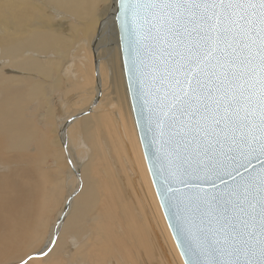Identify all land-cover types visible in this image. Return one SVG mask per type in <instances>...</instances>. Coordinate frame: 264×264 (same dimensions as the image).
Segmentation results:
<instances>
[{"label":"bare ground","instance_id":"1","mask_svg":"<svg viewBox=\"0 0 264 264\" xmlns=\"http://www.w3.org/2000/svg\"><path fill=\"white\" fill-rule=\"evenodd\" d=\"M34 1L0 0V67L5 61L37 64L49 97L58 90L79 94L62 114L54 111V103L46 106L42 95L29 98V82L16 78L26 82L28 92L18 94L23 111L7 128L4 97L0 100V264H19L29 254L28 264H184L133 124L117 30L104 39L101 28L98 38L91 19L96 0ZM103 4L111 20L114 4ZM52 5L70 17L58 24L51 17L50 12L56 13ZM74 54L83 56L75 59ZM8 81V86L4 79L1 83L6 90L16 85L13 77ZM41 101L40 122L46 130L29 113L31 104L40 107ZM60 116L65 121L59 128L54 118ZM51 157L58 159L59 172L44 171ZM65 177H78L81 190L76 197V186L68 183L74 189L67 190V197L73 199L63 209L66 188L62 190L60 179ZM145 198L151 202V215ZM156 228L166 250L155 243ZM44 235L46 243L58 241L49 244L54 251L48 257L38 255Z\"/></svg>","mask_w":264,"mask_h":264},{"label":"snow or ice","instance_id":"2","mask_svg":"<svg viewBox=\"0 0 264 264\" xmlns=\"http://www.w3.org/2000/svg\"><path fill=\"white\" fill-rule=\"evenodd\" d=\"M112 2L109 20L96 0L92 23L98 38L118 30L128 89L154 125L185 264H264V0ZM0 77L54 103L37 64L5 61ZM22 111L6 91L5 127Z\"/></svg>","mask_w":264,"mask_h":264},{"label":"water","instance_id":"3","mask_svg":"<svg viewBox=\"0 0 264 264\" xmlns=\"http://www.w3.org/2000/svg\"><path fill=\"white\" fill-rule=\"evenodd\" d=\"M118 32V30H117ZM119 37V33H118ZM120 44V41H119ZM121 51V49H120ZM122 66L124 64V56L121 52ZM123 73L127 87V94L132 112L133 121L136 127L140 147L144 156V160L147 165L148 173L150 175L154 191L156 193L159 205L161 207L162 214L170 231V234L175 242L176 248L182 258L183 263L186 262V257L183 254L184 248L182 247V241L184 239L183 232L180 230L181 221L179 219L175 201L170 199L172 193L168 192V181L165 179L167 171L162 168V161L158 158L160 156L159 145L154 140L155 130L154 125L151 124L149 119V113L146 107L143 106L142 100L130 92L128 89V81L124 72ZM174 188H182L175 182L172 183Z\"/></svg>","mask_w":264,"mask_h":264},{"label":"rangeland","instance_id":"4","mask_svg":"<svg viewBox=\"0 0 264 264\" xmlns=\"http://www.w3.org/2000/svg\"><path fill=\"white\" fill-rule=\"evenodd\" d=\"M34 1V0H33ZM35 2V1H34ZM52 7V9H53V11H55L56 13V15L57 16H55V14L53 13V12H50L51 13V15H53V16H51L52 18H53V20L56 22H58V21H60V22H64V21H66V20H62V19H68L69 17H68V14L66 13V12H64L63 10H60V9H57V8H55V6H51ZM103 7H104V4H103ZM51 9V8H50ZM56 9V10H55ZM104 9H105V7H104ZM63 13H62V12ZM66 14V15H65ZM67 16V18H64V17H66ZM55 18V19H54ZM62 18V19H61ZM74 21V20H73ZM73 21L71 20V21H69V23H73ZM60 22H58V24L60 23ZM89 50V52H90V49H88ZM91 53V52H90ZM48 57H50L51 59L53 58V56L51 55V54H49V55H47ZM76 56H77V58L79 57V56H83L82 54H80L79 56L78 55H73V57L75 58V59H77L76 58ZM44 61H47V60H45L44 59ZM121 63H122V61H121ZM122 68H123V66H122ZM124 75V74H123ZM17 77H13V79L15 80V82H16V85H14L13 86V84L11 85V88H9V90H6V89H8L7 87L5 88L4 86V84L2 85L1 83H2V81H3V78L2 77H0V90L2 89V87H4L3 89H2V91L0 92V93H2V95H0V100L4 97V93L7 91V93L9 94V95H16V97L17 96H19L18 94H22V95H24L25 93H27L28 92V89H26L25 87H24V83H26V82H20V80H17L16 79ZM10 83L8 82L7 84H6V86H8ZM21 84V85H20ZM125 84H126V82H125ZM126 86V85H125ZM12 87H13V89H12ZM19 88V89H18ZM6 90V91H5ZM10 90H12V91H10ZM127 90V89H126ZM48 91H50V87L48 88ZM127 92V91H126ZM77 94H79V91L77 92V91H51V98H52V101H54V111L55 112H61V110H62V112H64L65 111V109H63L64 108V105L65 104H71L72 102H74V101H76V98H77ZM128 95V94H127ZM53 96V97H52ZM73 97H74V99H73ZM76 97V98H75ZM70 101V102H69ZM33 105V106H32ZM37 105V104H36ZM35 104H34V102L31 104V106H32V110L31 111H29V113H31V115H32V122H35V123H38V124H40L41 122H40V120L42 119V114H43V111H42V106H43V104H42V101H41V105H40V107H38V106H36ZM62 107V108H61ZM129 107H130V105H129ZM131 111V110H130ZM61 112V113H62ZM62 114H64V113H62ZM131 115H132V113H131ZM60 117H62V119H58V117H56V118H54V120H55V124L57 123L58 124V127L60 128L62 125H63V123H64V121H65V117L64 116H60ZM34 120V121H33ZM72 120H74V117L72 118V119H70V121H72ZM132 120H133V117H132ZM69 120H68V122H70ZM46 124V123H45ZM43 122L40 124V126H41V128L43 129V130H46V125H45ZM56 124V125H57ZM61 124V125H60ZM133 124H134V121H133ZM44 125V126H43ZM134 126H135V124H134ZM136 128V127H135ZM136 133H137V131H136ZM137 137H138V135H137ZM31 143V142H30ZM29 143V146H31V144ZM27 149H30V148H28L27 147ZM64 162H66V160H64L63 159V161H62V163H64ZM60 163H59V161H58V159L57 158H54V157H51L50 159H47V161H46V165H45V167H44V171H58L59 172V168H58V165H59ZM67 177H65V179L64 180H66V181H64V182H62L63 181V179H60V181H61V187H62V190H63V188L65 189V190H63L62 191V193H61V196H63V198H65L64 200H63V204H61V207H63V209L64 208H66L67 206H66V202L68 201V200H71V199H73V197H67V194H68V192H70L71 190H72V188L74 189V187L76 186V190L75 191H73V192H75L74 193V195H76V197L79 195V193H80V190H81V188H79L78 186L80 185V182L77 184V182H78V177H76V178H74V180L75 181H73V180H71L70 181V179H66ZM71 183L70 185H74V187H72V186H70L68 183ZM63 183H65V184H63ZM62 184H63V186H62ZM77 184V185H76ZM65 185V186H64ZM69 185V186H68ZM69 187V188H68ZM72 187V188H71ZM71 189V190H70ZM67 190H70V191H67ZM79 190V191H78ZM67 191V192H66ZM65 194V195H64ZM75 197V196H74ZM144 197V194L142 195V198ZM146 199V198H145ZM148 201V203H147V205H146V202ZM151 202H150V204H149V200H145V209L146 210H150V212H148L149 214L148 215H151ZM148 206V207H147ZM149 208V209H148ZM67 217V215L63 218V220H65V218ZM150 217L151 216H148V218L150 219ZM50 219V218H49ZM54 219V218H53ZM52 220H50V221H48L49 223V225L52 223L51 222ZM61 229V228H60ZM59 229V230H60ZM157 229V228H156ZM157 231H158V229H157ZM59 234H60V232H58ZM89 234V232L87 233V235ZM46 235V234H45ZM44 235V237H43V242H42V244H41V246H39L38 248H39V250L41 249V248H43L44 246H45V244H46V241H45V239H46V237L47 236H45ZM86 235V236H87ZM59 236V235H58ZM161 236V234L159 233V231H158V233H156V241H155V243H156V245H157V247L158 248H160V249H163V250H166V247H165V244L163 243V240H162V237H160ZM157 237H158V239H157ZM87 239V237H85V239L84 240H82V241H80V243H79V245L82 243V242H84L85 240ZM159 241H161V243L159 242ZM69 242H70V240H69ZM68 242V243H69ZM67 243V244H68ZM72 243H75V241L73 240L72 241ZM158 243H159V245H158ZM160 245H162V246H160ZM160 246V247H159ZM164 247H165V249H164ZM35 253H37V252H35ZM135 256V255H134ZM73 258V255L72 256H70L69 257V259H72ZM26 259V258H25ZM142 264V263H141Z\"/></svg>","mask_w":264,"mask_h":264}]
</instances>
